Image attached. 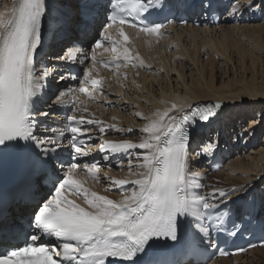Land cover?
Returning <instances> with one entry per match:
<instances>
[{"label":"snow or ice","instance_id":"obj_1","mask_svg":"<svg viewBox=\"0 0 264 264\" xmlns=\"http://www.w3.org/2000/svg\"><path fill=\"white\" fill-rule=\"evenodd\" d=\"M165 7L166 0H110L108 23L104 26L105 31L100 33L101 38L92 45L91 55L81 48L69 49L66 54L69 62L83 64L89 59L93 62L92 67L84 71L83 78L73 74L60 77L61 80H79V88L69 87L61 91L54 101L58 106H71L64 111L74 114L65 115L63 130L51 129V135L43 136L36 134L38 121L35 112L36 103L47 87L50 70L37 67L36 56L43 45L42 25L49 12L48 0H13L10 9L0 11V155L6 152L26 155L34 168H50L53 173L57 172L54 164L59 162V171L63 173L62 177L57 174L53 180L54 194L51 198L44 200L41 196L43 203L36 202L30 217L33 231L31 234L23 233L24 246L12 245V250L6 247L0 252V264H143L141 253L153 256L183 245L178 232L186 231L184 221L189 217L192 219L188 227L195 229L193 243L207 240L209 246L216 247L211 239L212 226H206L203 221L212 218L213 210L227 205L228 198L235 195L237 200H241L247 193L244 186L229 191L212 186L206 195L192 191L204 185L195 179L199 173L190 170L192 157L188 129L214 118L221 108L220 103L180 106L173 103L170 109L155 112L153 118L143 117L137 112L138 117L148 120L139 129L142 135L138 143L103 139L98 145L99 151L104 153L103 160L125 155L129 157L130 174L137 177L132 180L106 177L118 190L125 185L131 186L130 191L121 193V199L113 200L90 191L81 179L75 178L77 169H82L94 181L100 180V161L82 165L75 162L91 155V150H86L88 142L95 136L91 128H97L101 136L106 130L133 131L97 119L77 93L86 94L92 100L99 99L95 93L104 95L103 78L93 75L96 63L114 69L118 79L121 75L127 78V72L121 74L119 69L122 66L127 68L129 64L133 68L151 70L152 66L145 64L139 52L133 53L127 46L130 37L125 26L138 29L137 36L143 33L149 37H161L165 34L161 31L164 25L154 23L150 17ZM206 8L211 10V3ZM244 11L264 13V0H244L242 4L239 0H232L227 14L237 17ZM113 28L122 39H114L109 34ZM102 42L110 45L105 47V51L112 53L108 60L97 59L96 49L102 46ZM58 59L65 60V57ZM108 103L115 106L110 101ZM39 115L47 117L49 113L41 112ZM66 133L68 143L65 146L60 141ZM136 149L142 153L137 154ZM64 151L69 152L72 162L60 159V153ZM207 151L205 148L204 154ZM133 159L136 164L132 163ZM117 167L123 165L118 163ZM133 167L138 171L132 172ZM70 196L82 199L87 207ZM216 220L219 221L220 217L217 216ZM15 227L10 212L0 207V231L7 234ZM16 239L19 240L18 235ZM4 243L11 242L5 240ZM245 251L239 248L235 253H229L218 249L221 256ZM152 264L184 262L159 259Z\"/></svg>","mask_w":264,"mask_h":264},{"label":"rangeland","instance_id":"obj_2","mask_svg":"<svg viewBox=\"0 0 264 264\" xmlns=\"http://www.w3.org/2000/svg\"><path fill=\"white\" fill-rule=\"evenodd\" d=\"M1 2H3V0H0V4ZM70 2H74V1L72 0L59 1L57 2V6L59 8L63 6L69 7ZM228 2H229V5H231L232 0H229ZM227 4L225 5L228 7ZM85 7L86 6H81L79 4V7L75 8V10H73V12L70 13V15H72L71 17L72 22L77 20L78 16L76 14L78 13V10H80L79 15H81L83 11L85 10ZM71 9L72 8L69 7L68 10L71 11ZM227 13L224 14V17L226 15L228 16ZM243 14L240 17L237 16V18L230 16L229 18L231 17L232 18L229 21H227L226 19V21L222 20V22L220 23V25L223 22H225V25L227 26L228 25L238 26L234 30V33H232V36H233V39L231 41L232 46L227 51H224V48H223L222 50L224 52L222 54L217 51L219 50L217 40L213 42V48H210L207 45L206 41L202 39L197 44L199 55H200L199 61L198 59L194 58V55H192L190 58H188L187 55L180 56L177 54V50L182 51V48H183L184 51L188 53L189 51L192 52V49L194 47V45L189 44L187 49L184 48L185 40L183 39L188 37L189 32L184 33L183 37L181 38V40L183 41L175 42V44L174 43L172 44L171 42L170 43L167 42L168 41L167 36L174 33L173 31L169 29V31H165L164 32L165 34L163 35L164 37L163 44L166 47V48L165 47L163 48L164 50L163 52L165 53L166 58L169 59L170 61L169 64L167 62L165 64L166 66H168V69H167L168 71L163 67L159 68L158 65L156 64L154 65L153 63H150V65L152 66L151 70H146L143 67L133 68L131 66L124 70H119L121 74L127 72V78L121 75L118 79L116 75H114V70L111 72L107 70L108 74H105V77L107 79L106 81L103 80L105 84L103 96H100L98 93H96V95L99 96V99L92 100L86 94L77 93V95L80 96V99L85 102L84 106L85 107L87 106V108L89 107L88 108L90 110L89 112L94 113L97 119L103 121L105 124L114 123L119 128L133 129L132 132H126V133H121L119 131H113V130H106L103 136L112 137L114 135H119L122 137V139L131 140L133 142L138 143L140 139L137 140L136 138H138L139 136L141 137L142 135L139 129H141L144 126V123H147L148 120L138 117L136 113L137 112L145 113L146 111H148L147 109L154 108L152 101L154 100L155 97L160 96L161 94L160 92H162V89L170 88L172 89V92L174 91H180V92L186 91L187 92V91H190L191 88L195 89V88L206 87L209 90V87H212L214 90H217L219 89V87H224L227 89L228 88H240V86L244 83V81L246 82L254 77L257 78L258 81H264V29H261V30H257V29L251 30L250 29V26H257L259 24H261L262 28L264 27V13H261L260 11H258L257 14L253 15L249 13L248 11H244ZM246 16L248 18H251V17L252 18L249 19L248 21L247 18L246 19L244 18ZM58 19L59 17L56 18V21H58ZM56 25H57V22H56ZM59 25L60 27L64 26L65 29L64 27L63 29L66 30V26L63 25V23L58 24V26ZM218 26L211 27V28L219 29ZM197 27L205 28L204 25L197 26ZM220 35H222V33L219 30L218 35L211 36V33H210V38L212 37L213 39L219 38ZM93 37L94 36H91L88 39H91ZM68 44L69 43L66 42L62 45H59L60 48L57 49V52L54 51L55 53H57L55 55L54 54L52 55L53 58H56L55 61L52 59H46V54H48L46 47L44 48L42 54H40L38 57L36 56L37 66L47 67L50 70V74L51 73L54 74L53 75L54 79L52 81L50 80L52 76L49 75L48 80H47V87L43 91V92L50 93L49 97L45 93L46 97H48L49 100H43L44 105L50 104V103L51 105H56L53 101H55L56 96L59 95L61 91H65L69 87H72V88L79 87L78 79L77 80H73V79L61 80L60 79L61 76L70 75L71 73L69 71L63 72V71H60L59 69L55 70L57 61H58L57 60L58 55L59 57L61 56L64 57L67 54L68 50L72 49V47L70 48V46L69 48L67 47ZM205 44L207 46H204ZM240 45L244 46V49L246 50V52L240 49L241 47ZM167 48L169 50L168 52L166 51ZM174 51L176 52V54ZM254 57H256V61H257L255 64L252 62ZM192 58L196 61L195 63ZM64 62H62V65L64 64ZM58 63L61 64L60 61H58ZM145 63L146 65L149 64L148 62H145ZM88 64H90V60H87L86 62L83 63L84 65L83 68H85V65H88ZM53 65H55V67ZM173 67H175L177 70H171V68ZM51 69H52V72H51ZM157 69H162V71H157ZM203 69L204 71L203 73H201L202 72L201 70ZM137 72L139 73V75H136ZM145 72H147V74ZM79 77L83 78V75H79ZM145 79H147L148 81L143 83L142 80H145ZM72 82L74 84H72ZM109 85L110 87H108ZM151 92L153 93V95ZM84 98H87V100H85ZM260 98L264 99L263 96H261ZM244 100H249V99L240 100V103L243 105V107L247 109L248 112H243L237 109L236 107H234V105L230 104L231 108H233L238 115H241L240 120L238 119V117L236 118L235 116L233 117L234 119L232 118V121L229 116H225V108L227 106H224L222 102H215V103H220L221 108L217 110L218 114L216 115V117L213 120L211 119L209 122H213L216 120H221V121L224 120L227 122L226 123L227 125H224V124L221 125V123H217L214 126H210V131H209L211 132L210 136H207V137L200 136L199 140L197 141L198 144L196 142V144L190 149V154L192 157V162L190 164V170L193 173H199L198 176L200 177V179H202L201 174L205 173V171H208L204 169V164L206 165L207 163L206 161H208L207 160L208 158L205 157L204 153L200 152L201 148L198 149L199 147H201L202 145L208 142V144L212 145L213 148L216 145H218V148L222 152L225 150L229 154V157L226 159L227 160L226 166L229 162H233L236 158L241 157L243 155H246V161H249L248 167L245 166L243 169H233V170L230 169V167H228L221 174H219L218 178L221 180L222 183H226L228 186H232L233 184H236V183H244L246 186H249V190L256 189L255 186L257 185L259 186V188H261L264 191V172H259L260 168L253 165V162L255 159L253 158V156L259 157L258 151L260 149L264 150V118L259 116V114L255 111V109L263 108L264 104H259L257 108L251 105L250 103L244 102ZM109 101L112 102V104L115 106H110L108 103ZM207 102L209 101L208 100L197 101L195 104L207 103ZM44 105L39 109L40 113L47 111L43 109L45 107ZM62 107L63 106H60V109H62ZM67 107L70 108L71 106L67 105ZM49 111H50L48 112L49 115L44 120L47 126H50L49 123H51V120L55 117L51 115L55 113V110L53 111L50 109ZM143 117L150 118V115H145V116L143 115ZM257 121L258 123L260 122V127H259L260 132H258L259 129H257L255 126L252 125L253 122L257 123ZM237 122L238 123L240 122V124L238 125ZM208 123H206V125ZM251 128L255 129L256 131L254 135L250 134L251 132L249 130ZM97 132H93V133H96L99 135V133ZM99 137L101 138V135H99ZM125 137H128V138H125ZM251 137L253 138L251 139ZM99 143H100V140H97L96 144H99ZM253 149H254V152H251ZM198 151L200 155H198ZM135 152L137 154H140L142 153V150L137 149L135 150ZM127 163H129V157L122 156L121 164L123 165V167L116 166L112 168L113 170L112 169L111 170L112 171H115V170L119 171L123 169L129 170ZM132 163L136 164L137 161L133 159ZM201 166L203 168H200ZM111 170H109V168H103V171H111ZM132 171H138V169L133 167ZM210 173L216 174L219 172H210ZM100 175H101L100 176L101 180H99V182L97 183H100L104 190L105 188L106 190L111 188L112 185H110L111 182L108 181V179L106 178L107 175L103 173H100ZM108 176L110 177L111 175H108ZM91 180L93 182H96L92 178ZM197 191H199L200 194L202 195H206L211 190L204 186L200 189H197ZM225 191H228V190H225ZM261 201L264 202V200L262 199ZM258 258H262L261 260L263 263L261 264H264V259H263L264 253H256V254L250 255L248 259L243 258L244 260L246 259L245 261L248 263H246L245 261L243 262V259H242L239 262V264H249L250 259L251 261L253 260L252 264H256L258 262ZM208 264H212V262H209Z\"/></svg>","mask_w":264,"mask_h":264},{"label":"bare ground","instance_id":"obj_3","mask_svg":"<svg viewBox=\"0 0 264 264\" xmlns=\"http://www.w3.org/2000/svg\"><path fill=\"white\" fill-rule=\"evenodd\" d=\"M59 1H63V0H59ZM59 1L58 0H48L49 12H48V15L46 17H44L43 25H42V28H43V35H42L43 45L40 47L39 54L37 55V56H39L40 54H42L44 48L46 47L47 51H48V54H46V59H52L54 61L56 60V58H53L52 55L53 54L54 55L57 54L55 52H57V49L60 48L59 45H62L64 43L68 42L70 45L68 44L67 47L69 48V46H70V48H71L72 46L75 45L76 41H81V42L86 41L87 37L92 36L94 34L95 30L98 28V26L100 24V22H98V21L90 23L88 20L82 19L81 15H79V12H80L79 10H78V13L76 14L78 16L77 20L72 22L71 21L72 15H70V13H72L73 10H75V8L79 7V2L81 0H72L74 2H70L69 3V7L72 8L71 11H69L68 10L69 7H66V6H63V7L59 8L57 6V2H59ZM213 1L214 0H203V2H205L206 5L208 3L213 2ZM218 1L220 3H222L223 1H226V0H218ZM243 2H244V0H240L239 1V3H241V4ZM227 5H229V4H227ZM12 6H13V0H3V2H1V4H0V11H6V9H10ZM229 7H230V5H229ZM88 8H89V10H92V8H90V6H88ZM208 10L209 9L206 8V11H208ZM248 12L253 14V15H255V14H257L258 11L255 12V13H253L251 11H248ZM243 15H245V14H243ZM57 17H59L58 21H56ZM229 17H230L229 15L228 16L226 15L225 17H223V21H226V19H227V21H229L232 18V17L231 18H229ZM244 18L245 19L247 18V20L249 21V19H251L252 17L248 18L246 16ZM99 20L101 21V16L99 17ZM56 22H57V25H56ZM60 23H63V25L66 26V30H64L65 29L64 26H63L64 29H63V27H60V25L58 26V24H60ZM208 25L209 24L204 23L205 28H203V27L199 28V27L194 26L192 24H190L187 27H185V26H176L175 27V26L169 25V26L163 28L161 31L165 32V30L169 31V29H170L171 31L174 32V33L172 32L173 34L167 36V39H168L167 42L168 43L171 42L172 44L173 43L175 44V42H181V41L185 40V42H184V44H185L184 48L185 49H187L189 44L190 45H194V47L192 49V52L189 51L187 53L182 48V51H178L177 50V54L180 55V56H186L187 55L188 58H190L192 55H194V58L198 59V61H199L200 60V55H199L197 44H198V42L200 40L203 39L204 41H206L207 45L210 48H213V42L215 40H217L218 41L219 50H221V51H219L217 49L216 50L219 53L222 54L224 51H227L232 46L231 45V41L233 39L232 33H234V30L238 27L236 25H228L227 26V25H225V22H223L221 25L218 26L219 29H217V28H213L212 29ZM250 29L251 30H253V29L261 30V29H264V27L262 28L261 24H259L257 26H250ZM219 30L222 33V35H220L219 38H215V39H213V37L210 38V33H211V36H215V35H218V31ZM137 31L138 30H135L133 28H126L125 27V32L130 37V43H128V45H127L130 48V50L133 53L139 52L141 58L145 62H148L149 64L153 63L154 65L156 64V65H158L159 68L163 67V68H165L167 70L168 66H166L165 64H166V62L169 64L170 61H169V59L166 58V55L163 52L164 51L163 48L165 47L164 44H163L164 43L163 42L164 41L163 35L161 37H156V36L149 37L146 34L141 33L139 36H137L136 35ZM185 32H189V35H188V37H186L183 40H181V38L183 37ZM109 34L114 39H122L121 37L118 36V32L115 30V28H113V30H110ZM71 44H72V46H71ZM207 45L205 44L204 46H207ZM240 46L242 47V48L240 47V49H242L244 52H246V50L244 49V46H242V45H240ZM223 48H224V51L222 50ZM72 49H73V47H72ZM166 51L167 52L169 51L168 48L166 49ZM158 54H160V55H158ZM175 54H176V52H175ZM100 55H112V53L110 51H105V49H103L101 51ZM58 57H59V55H58ZM64 57H65V60H66L67 59L66 55ZM57 60L60 61L61 64H59L58 61H57V65H56L55 70L59 69L60 71H63V72L67 71L65 69V67L63 66L64 64L62 65V62H64L65 60H59V59H57ZM195 62L196 61L194 60V63ZM252 62L254 64L257 62L256 61V57L253 58ZM53 66L55 67V65H53ZM37 67H40V66H37ZM54 67H53V69H54ZM91 67H92V62H90V64H88V65H85V70L89 69ZM128 67H131V64H129ZM124 69H126V68L122 66L119 70H124ZM171 70H177V69L175 67H173V68H171ZM201 71H202L201 73H203L204 69L201 70ZM51 72H52V69H51ZM145 73L147 74V72H145ZM105 74H108V71L106 69L101 70L96 65V71L93 72V75L96 76V78H101L102 77L103 80L106 81L107 78L105 77ZM50 75L52 76V78L50 79L52 81L54 79V77H53L54 74L51 73ZM144 76H146V75H144ZM148 80H149V78H148ZM148 80L145 79V80H142V81L144 83V82H146ZM72 84H74V83L72 82ZM77 88H79V87H77ZM45 93L50 96L49 92H45ZM160 93H161L160 96L155 97L154 100L152 101L153 105H154V108L147 109L148 111H146L145 113H141L142 116L143 115L144 116L145 115H150V118H153V114L155 112H157L158 110L160 112H163L165 109H170L171 105L173 103L177 104L178 106H180V105H193L197 101H206V100H208L209 102H214V103L215 102H222L224 104V106H227L225 108V116H229L231 121H232V118L235 117V116H236V118L238 117V119L240 120V116L241 115H238L235 112V110L233 108H231V105H234V107H236L237 109H239V110H241L243 112H248L247 109L245 107H243V105L240 103V100L249 99V100H244V102L250 103L251 105H253V106L257 107V108H258L259 104H264V99L260 98L261 96L264 97V81H258L257 78L254 77V78H251L250 80H248L246 82L244 81V83L240 86V88H228L227 89V88H224V87H219V89L214 90L212 87H209V90H208L206 87H202V88H195V89L191 88L190 91H187V92L186 91L185 92H180V91L172 92V89L166 88V89H162V92H160ZM94 95H96V93ZM152 95H153V93H152ZM83 96H85V95H83ZM87 98H84V99L87 100ZM86 104H87V102H86ZM44 106L45 107L43 109H45V110H50V109L53 110V111L55 110V113L51 114L52 116H54L55 114H57V115L59 114L60 115V113H61L60 106H58V105H51V103H50V104H45ZM252 109H254V108H252ZM255 111L259 114V116L264 118V107L255 109ZM36 113L38 114V112H36ZM72 114H74V113L71 111V115ZM172 114L177 115V116L180 115L177 112H173ZM242 118H243V116H242ZM244 118H246V117H244ZM240 122H242V121H240ZM240 122L239 123L237 122L238 125L240 124ZM53 123H54V120L51 121V124H53ZM217 123H221V125L222 124L227 125L226 124L227 122L224 121V120L223 121L216 120V121H213V122H209L207 125L205 124L206 126H204V128H205L204 130H206V132H208L211 135V132H209L210 131V126H214ZM137 124H139V123H137ZM145 124L146 123H144V125ZM252 125L255 126L257 129H259L258 132H260V128H259L260 127V122L259 123H258V121H257V123L253 122ZM42 127H45V125H41L40 126V128H42ZM255 127H253V128H255ZM47 129L50 130L51 127H48ZM91 131L92 132H97L98 129L93 127V128H91ZM249 131L251 132L250 134H252V135H254V133L256 132L255 129H252V128ZM48 133H49V131H48ZM37 135L40 136L39 134H37ZM128 137H125V138H128ZM252 138L253 137H251V139ZM104 139L118 141V140H121L122 137L119 136V135H114L112 137L105 136ZM136 139L137 140L140 139V136L138 138H136ZM100 143H102V141H100ZM197 144H198V142H197ZM192 145H193V143L192 144L190 143V148L192 147ZM200 148H201V151H200L201 153H204V149L205 148L208 149L206 155H208V152H211L213 150V147H209L208 142L205 143L204 145H202L201 147H199L198 149H200ZM254 149L251 152H254ZM198 153H199V151H198ZM258 155H259V157H256V156L254 157L253 156V158H255L254 162H253V165L257 166L258 168H260L259 172H264V150L260 149L258 151ZM245 166L246 167L249 166V161H246V155H243L241 157L236 158L233 162H229L227 164V166L224 165L223 170H220L219 173L212 174L209 171H205V173L201 174V172H200L202 179H200L199 176H197L195 179L199 183L204 185L205 187L209 188L210 190H212V186L218 187V188H223L224 190H228V191L233 189V188H240L241 186H244L245 187V192L247 193L249 191V186H246L244 183H236L235 182L236 184H233L232 186H228L226 183H222L221 180L218 178V175L221 174L228 167H230V169L233 170V169H243ZM200 168H203V167L201 166ZM204 169L207 170V168H204ZM112 170L111 171H103V168H100V172L98 173V175L101 176L100 173H103V174H105L107 176L111 175L110 177L115 178V179L127 178L129 180H132V179H136L137 178L135 176H132L130 174L129 170H125V169L119 170V171H116V170L112 171ZM132 172H136V171H132ZM75 178L76 179H81L83 181V183H84V186L86 188H88L90 191L97 192L99 195L107 196V197H109L110 199H113V200L121 199V193L110 192V190H106V188L104 190L100 183L93 182L91 180V178H89L86 175V172L83 171L82 169H79V170L76 171ZM255 187H256L257 191L259 192V201H261V199L264 200V194H263L264 191L261 188H259V186H257V185ZM39 191H40L41 195H44L45 193H47V191L45 192V188H43L42 186L39 187ZM192 191L195 192V191H197V189L193 188ZM234 197H236V196L234 195V196L230 197L231 200ZM71 198L72 199H76L77 202L80 203L82 206L87 207V205L84 203V201L82 199L78 198L77 196H71ZM34 206H35V204H34ZM262 206H264V202H262ZM25 208H29V207L26 206ZM189 218L191 219V217H189ZM193 231L195 233V229H193ZM256 253H264V247H259V248H255L253 250H250L247 253L246 256L236 255V256H233V257H230V258L223 257V258L219 259L218 261L213 262L212 264H239V262L243 258L248 259V257H250V255H253V254H256ZM261 259L262 258H258V262L257 263L255 262V263L256 264L263 263ZM245 260L243 259V262ZM246 263H248V262H246ZM252 263H253V260L251 261V259H250V263L249 264H252ZM188 264H190V263H188Z\"/></svg>","mask_w":264,"mask_h":264}]
</instances>
